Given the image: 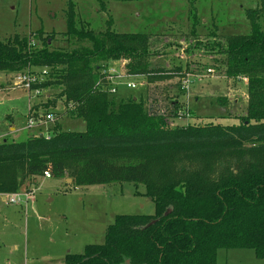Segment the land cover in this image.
<instances>
[{
    "label": "trees",
    "instance_id": "16d2710c",
    "mask_svg": "<svg viewBox=\"0 0 264 264\" xmlns=\"http://www.w3.org/2000/svg\"><path fill=\"white\" fill-rule=\"evenodd\" d=\"M99 1L105 9L112 0ZM66 18L74 48L53 47V35L42 30L16 33L0 39V71L50 68L51 76L34 87L61 86L68 114L82 120L85 130L66 131L57 123L49 125V135L3 139L0 194L17 193L46 171L51 178H71L74 186L145 187L154 214L116 216L103 244L68 254L62 264H218L221 249H252L264 260V0L247 10L250 34L222 41L212 31L206 44H191L222 54L229 78L247 79V108L237 125L198 117L209 120L175 126L172 120L193 114L178 97L166 114L148 109L143 89L129 97L111 93L106 70L113 61L129 60L128 73L150 82L170 77L151 66L150 35L116 32L112 20L103 31L82 23L79 28L72 0Z\"/></svg>",
    "mask_w": 264,
    "mask_h": 264
},
{
    "label": "rangeland",
    "instance_id": "374dc122",
    "mask_svg": "<svg viewBox=\"0 0 264 264\" xmlns=\"http://www.w3.org/2000/svg\"><path fill=\"white\" fill-rule=\"evenodd\" d=\"M69 1L0 0V39L42 30L45 36L53 35V47L74 48L75 44L66 36ZM72 1L79 28L82 23L97 32L103 31L112 20L116 32L149 34L154 52L149 59L151 66L170 76L150 82L148 76L134 74L127 80L135 83L136 88H128L119 83L123 80L115 78L113 82L120 84L118 97L137 95L143 89L148 109L166 114L171 108L170 100L178 97L181 107L193 114L175 118V126L209 120L198 117H209L214 124H239V116L247 108V79L229 78L222 54L193 48L191 44L196 40L206 44L212 31L222 41L230 35L250 34L247 10L261 7L262 0H112L104 2L105 9L99 0ZM260 23L264 28L263 19ZM128 63L125 59L110 62L107 76L129 74ZM177 68L192 75L188 92H179L182 77L176 73ZM20 73L32 75L41 83L52 71L47 67L19 73L0 71V120L9 107H16L17 125H26L31 103L42 112L53 114L51 125L60 123L66 131L85 130L82 120L68 114L59 95L61 86L41 89V94L25 87L14 88L18 86L15 75ZM2 84L10 85V90H2ZM224 97L228 103H220L219 98ZM32 132L35 131L30 130L29 135ZM27 137V131L21 132L16 141ZM68 179L71 178L38 177L36 183L30 181L19 191H34L32 197L16 204L0 194V264H62L68 254H81L87 245L103 244L106 230L116 216L155 213V203L145 195L143 185L123 182L74 186L73 180ZM218 264H264V260L257 258L252 249H221Z\"/></svg>",
    "mask_w": 264,
    "mask_h": 264
},
{
    "label": "built area",
    "instance_id": "2783aa9c",
    "mask_svg": "<svg viewBox=\"0 0 264 264\" xmlns=\"http://www.w3.org/2000/svg\"><path fill=\"white\" fill-rule=\"evenodd\" d=\"M212 69H209L208 72L209 73H212ZM133 74H127V73H124V74H120V75H117V74H110L109 76H107V78L111 81V87H110V92L111 93H117L118 92V87L120 84H115V82H113V80L115 78H120L121 80H123V82H119V83H122V84H125L128 88H136L137 85L135 83H133L132 81H128L127 79L129 77H131ZM192 75L191 74H186V77H184L182 79V84H181V88L183 91L185 92H188L189 91V88H190V85L192 83V80H191V77ZM15 82L17 83L16 87L14 88H22V87H25L26 89L28 90H33L35 91L36 94H41V89L40 88H35L34 86L36 84H40V83H37L38 80L36 77L32 76V75H27V74H24V73H20V74H16L15 75ZM42 83V82H41ZM45 118L42 119L41 117L39 119H36L35 117H30L29 120H28V126L31 128V127H34L36 124H38L39 120L41 123H48L49 121H52L53 120V114L51 113H48L44 116ZM44 177H47V178H51V173L49 171H46L44 173ZM34 194V191H31V192H24V193H20V192H17V193H8V194H3L4 196V199L6 201H8L9 203H20L23 201V198H30L32 197V195Z\"/></svg>",
    "mask_w": 264,
    "mask_h": 264
},
{
    "label": "crops",
    "instance_id": "0c3cea01",
    "mask_svg": "<svg viewBox=\"0 0 264 264\" xmlns=\"http://www.w3.org/2000/svg\"><path fill=\"white\" fill-rule=\"evenodd\" d=\"M5 86H6V84L4 86H3V84L1 85L2 90H10L8 88V87H10V85H8L6 87ZM49 99H51V96H49L48 100ZM56 105H57V102H56ZM16 110H17L16 107H9L7 109V111L4 112L3 117L0 120V138H2V139L8 138V139L16 140V138L19 137V134L21 132H24V131H27L28 136H31V135H29V131L30 130H34L36 132V133L32 132V135H36L37 132L42 133L43 129L46 130V133L48 132V127H49L50 123L49 122L48 123L47 122L46 123H44V122L41 123L40 120L38 121L39 123L36 124L34 127L30 128L28 126V123L26 125L22 126V127H19L17 125V119H16L17 118L16 117L17 114L15 112ZM27 111H28V115H27V119L28 120H29L30 117H35L36 118L37 116H41V118L44 119L45 118L44 117L45 114L49 113L48 111L46 113L42 112L41 108H39L36 105L32 106L31 103L28 105V110ZM46 133H44V134H46Z\"/></svg>",
    "mask_w": 264,
    "mask_h": 264
},
{
    "label": "water",
    "instance_id": "95a60500",
    "mask_svg": "<svg viewBox=\"0 0 264 264\" xmlns=\"http://www.w3.org/2000/svg\"><path fill=\"white\" fill-rule=\"evenodd\" d=\"M69 181H72V179H68Z\"/></svg>",
    "mask_w": 264,
    "mask_h": 264
}]
</instances>
